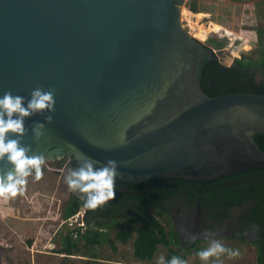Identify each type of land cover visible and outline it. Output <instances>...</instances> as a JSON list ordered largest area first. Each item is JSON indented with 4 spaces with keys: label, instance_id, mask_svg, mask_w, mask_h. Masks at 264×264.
<instances>
[{
    "label": "water",
    "instance_id": "1",
    "mask_svg": "<svg viewBox=\"0 0 264 264\" xmlns=\"http://www.w3.org/2000/svg\"><path fill=\"white\" fill-rule=\"evenodd\" d=\"M185 1L0 0V97L55 99L25 118L28 155L116 160V182L137 184L264 168V93L206 92L198 69L218 56L184 26ZM12 169L0 161V174Z\"/></svg>",
    "mask_w": 264,
    "mask_h": 264
},
{
    "label": "rangeland",
    "instance_id": "2",
    "mask_svg": "<svg viewBox=\"0 0 264 264\" xmlns=\"http://www.w3.org/2000/svg\"><path fill=\"white\" fill-rule=\"evenodd\" d=\"M193 2L199 11L190 9ZM182 22L208 45L209 38L223 39L225 46L215 50L226 66L236 57L264 56V0H186ZM70 169V157L45 159L40 180L33 173L23 194L0 199V264H159L161 256L167 264L164 244L147 255L140 224L121 219L103 220L97 227L88 223L81 195L65 182ZM162 221L171 228L166 218ZM214 239L240 255L202 261L198 252L210 239L186 254V264H256L250 241Z\"/></svg>",
    "mask_w": 264,
    "mask_h": 264
},
{
    "label": "flooded vegetation",
    "instance_id": "3",
    "mask_svg": "<svg viewBox=\"0 0 264 264\" xmlns=\"http://www.w3.org/2000/svg\"><path fill=\"white\" fill-rule=\"evenodd\" d=\"M248 176L250 174H230L228 178L215 183L182 178L148 179L138 184L126 181L114 190L117 194L126 193V219L121 220L141 226L153 217L160 220L166 218L171 226L166 229L167 233L173 232L175 235L166 245L167 250L173 247L183 255L182 260L205 241L228 238L240 243L250 241L258 264L260 251L264 263V220L257 216L261 209L257 206L258 199L246 195L218 198L206 196L211 188L225 187ZM255 176L264 179L263 173H255ZM167 191V196H163ZM144 196H149V199H143ZM189 234L197 238L190 240Z\"/></svg>",
    "mask_w": 264,
    "mask_h": 264
},
{
    "label": "clouds",
    "instance_id": "4",
    "mask_svg": "<svg viewBox=\"0 0 264 264\" xmlns=\"http://www.w3.org/2000/svg\"><path fill=\"white\" fill-rule=\"evenodd\" d=\"M31 98L13 95L11 91L5 92L0 97V161L7 160L13 166L11 171L0 174V199L8 200L23 194L27 177L33 175L38 181L43 176V154L28 155L31 146H23L20 142L27 129L24 126L25 118L37 113H52L55 111V99L52 92L36 88L31 92ZM45 120L51 123L52 115H46ZM45 123L37 122L32 127L34 139L39 141L44 135ZM9 133L17 135L16 139L9 138ZM116 160L109 159L102 167H97L91 158L83 159L80 166L70 169L65 182L73 193H79L84 201V208L95 210L115 197L114 185L119 175ZM195 235L189 234L190 240H195ZM227 254L229 258L240 255L239 250L226 248L219 241L212 239L210 245L199 251L198 256L202 261L219 258ZM159 264H165L164 257L159 258ZM167 264H186L184 260L173 256Z\"/></svg>",
    "mask_w": 264,
    "mask_h": 264
},
{
    "label": "trees",
    "instance_id": "5",
    "mask_svg": "<svg viewBox=\"0 0 264 264\" xmlns=\"http://www.w3.org/2000/svg\"><path fill=\"white\" fill-rule=\"evenodd\" d=\"M190 9L193 11H199L195 2L191 4ZM209 42H211L212 46L205 44L215 49H220L225 46V41L223 39L212 37L209 38ZM198 71L202 76V85L210 95H220L235 91L264 93V56L236 57L234 63L230 66H226L218 58L210 59L208 56H205ZM261 73H263L262 78L260 77ZM254 138L260 147L264 149V133H256ZM66 157L67 156L63 158ZM70 160L73 169L80 166L73 157H70ZM255 173L264 174V168H254L231 173V175L250 174V176L226 185L225 187L211 188L206 196L209 198H218L220 196L235 197L240 195L252 196L253 198L258 199L257 206H260L261 208L260 211L257 212V216L264 220V179L258 176L256 177ZM229 175L230 174L211 180H189L200 181L202 183H215L228 178ZM130 182L134 183L132 181ZM121 183H126V181L115 183L114 188ZM168 193V191L167 193L164 192L163 196H167ZM144 198L148 200L149 196H144L143 199ZM85 215L87 222L96 227L100 224L101 220L110 221V219L115 220V218L126 219V193H115V197L112 200L97 209H86ZM101 217L104 218L102 219ZM166 229V224L157 217L145 221L144 224L140 226L139 233L141 239H143L149 247L147 255L152 256L159 244L169 245L171 239L175 235L173 232L168 234ZM168 248L166 262L173 256L183 259V255L173 247ZM258 264H264L262 251L258 254Z\"/></svg>",
    "mask_w": 264,
    "mask_h": 264
}]
</instances>
